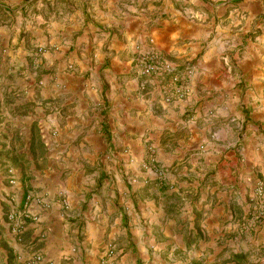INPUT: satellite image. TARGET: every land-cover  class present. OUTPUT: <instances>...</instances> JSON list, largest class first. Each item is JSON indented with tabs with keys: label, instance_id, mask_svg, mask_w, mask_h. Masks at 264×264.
<instances>
[{
	"label": "crops",
	"instance_id": "obj_1",
	"mask_svg": "<svg viewBox=\"0 0 264 264\" xmlns=\"http://www.w3.org/2000/svg\"><path fill=\"white\" fill-rule=\"evenodd\" d=\"M112 10L71 42L51 24L41 53L0 27V261L26 245L98 264L114 244L118 264H264V0ZM150 39L194 67L184 99L134 71ZM28 194L19 237L7 214Z\"/></svg>",
	"mask_w": 264,
	"mask_h": 264
},
{
	"label": "rangeland",
	"instance_id": "obj_2",
	"mask_svg": "<svg viewBox=\"0 0 264 264\" xmlns=\"http://www.w3.org/2000/svg\"><path fill=\"white\" fill-rule=\"evenodd\" d=\"M4 3L8 1V7L0 6V27L6 26V32L11 35L10 44L13 46V50L19 51L23 47V42L27 44L30 42L33 51L41 53L48 48L47 44L42 41H36L37 38L41 39L46 36V28L51 24L55 25V29H59L60 26L69 28H77L71 34L74 38L68 39L69 42L80 36L75 33H81L79 28L84 26V23L94 19L108 18L111 12L108 11L109 5H117L120 0H0ZM111 1L112 4H109ZM138 4V0H123L125 5ZM113 26V25H112ZM116 27V26H113ZM42 29V30H41ZM62 30V29H61ZM37 33L40 35H37ZM57 37V36H56ZM4 39V38H3ZM33 41V42H32ZM24 44V45H25ZM81 47V44L79 45ZM42 48V50H40ZM20 56V55H19ZM30 68L32 66H29ZM68 69L74 70L75 66L71 65ZM24 70V69H23ZM90 74V72H89ZM150 153H152L150 151ZM22 235V234H21ZM22 240V237H21ZM23 251H17L14 256L22 264H26V258L32 255L31 252L39 253L43 256V261L40 264H50L51 261L44 260V254L37 249L30 250L27 254L24 253L28 250L25 245L22 247ZM255 256H260L261 251H254ZM5 257H1L0 263H2ZM70 263V259L62 258L61 264Z\"/></svg>",
	"mask_w": 264,
	"mask_h": 264
},
{
	"label": "built area",
	"instance_id": "obj_3",
	"mask_svg": "<svg viewBox=\"0 0 264 264\" xmlns=\"http://www.w3.org/2000/svg\"><path fill=\"white\" fill-rule=\"evenodd\" d=\"M151 45L145 49L138 47L137 56L134 59V71L146 79H163L168 75H172L175 83L174 87L165 84L168 95L165 97L167 102H172L175 98L184 99L188 93L189 78L195 73L192 65L184 68V73L179 74L177 66L167 59L163 54L153 46V39H150ZM42 50V48H40ZM145 85H143L144 87ZM172 89V90H171ZM15 181L14 178L11 179ZM264 185L259 187L257 195H262ZM33 199L32 194L26 197V205L23 209L17 207L12 208L7 214V218L11 223L12 232L16 236H21L24 231V219L37 220L29 211L28 203ZM63 203L68 206L67 199H63ZM256 219L264 220V210L258 212ZM43 261V256L39 253H33L26 258V264H40ZM98 264H118L117 250L114 244H109L103 255L100 257Z\"/></svg>",
	"mask_w": 264,
	"mask_h": 264
},
{
	"label": "trees",
	"instance_id": "obj_4",
	"mask_svg": "<svg viewBox=\"0 0 264 264\" xmlns=\"http://www.w3.org/2000/svg\"><path fill=\"white\" fill-rule=\"evenodd\" d=\"M0 264H22V263L16 259L14 253H9L6 262Z\"/></svg>",
	"mask_w": 264,
	"mask_h": 264
}]
</instances>
